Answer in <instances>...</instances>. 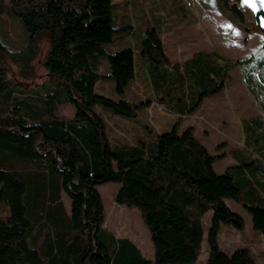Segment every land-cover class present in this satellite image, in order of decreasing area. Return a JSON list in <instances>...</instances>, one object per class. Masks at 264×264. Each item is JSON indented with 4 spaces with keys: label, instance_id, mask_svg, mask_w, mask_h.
Instances as JSON below:
<instances>
[{
    "label": "trees",
    "instance_id": "obj_1",
    "mask_svg": "<svg viewBox=\"0 0 264 264\" xmlns=\"http://www.w3.org/2000/svg\"><path fill=\"white\" fill-rule=\"evenodd\" d=\"M119 7L113 0H0V16H19L31 41L17 53L0 41V264H195L204 238L202 216L209 210L207 264H258L246 246L223 250L218 233L222 223L244 226L226 203L231 199L241 203L252 229L264 238V162L255 203L256 187L244 175L235 180L228 170L217 173L216 157L191 125L174 123L143 136L135 119L151 102L96 92L100 80L118 87L124 70L121 56L128 50L115 37L132 26H117ZM255 19L264 30V7ZM159 27L144 28L134 49L146 59L154 100L168 113L189 115L222 90L234 63L219 61L212 51L170 60ZM42 34L50 43L44 59L49 80L30 89L11 83L6 57L32 60ZM104 61L109 64L100 67ZM253 67L242 74L245 82H252ZM249 88L254 94L253 83ZM64 103L74 107L70 118L55 114ZM97 108L131 122L132 138L113 140ZM261 121L243 120L245 145L258 143ZM144 127L153 131L150 123ZM236 163L238 170L248 166L244 156ZM241 181L249 185L244 194ZM109 182L118 184L115 202L138 210L150 234L151 257L103 225L98 186Z\"/></svg>",
    "mask_w": 264,
    "mask_h": 264
},
{
    "label": "rangeland",
    "instance_id": "obj_2",
    "mask_svg": "<svg viewBox=\"0 0 264 264\" xmlns=\"http://www.w3.org/2000/svg\"><path fill=\"white\" fill-rule=\"evenodd\" d=\"M119 7L114 12L117 26L130 23L132 30H121L115 37L118 45L127 48L121 56L124 70L119 78L118 87L112 81H98L96 92L106 94L116 100L133 98L147 99L150 106L135 119L136 126H141L140 134L154 136L157 131L170 129L174 123L179 128L191 125L194 133L205 148L216 157L214 169L217 173L229 171L235 180L244 175L256 187L253 201L259 202L257 193L260 188L257 181L262 178L264 162V30L255 19L257 9L263 8L261 0H251L255 10L244 0H113ZM9 4L11 0H4ZM159 25L161 40L165 50L173 61H181L199 53L215 52L220 55L219 61L234 63L224 78V87L219 92L206 98L199 108L185 116L166 112L153 98L150 82L146 73V59L134 48L139 34L147 26ZM119 34V35H118ZM0 41L9 53L22 52L31 44L30 35L19 16L2 14L0 16ZM35 50L32 60L14 61L6 57V73L11 83L25 85L26 89L39 85L49 77L44 67V59L49 50V39L45 34L34 42ZM109 46V44H108ZM122 46V47H123ZM240 58H245L236 62ZM15 62H19L18 66ZM104 64V65H103ZM104 61L100 67H106ZM253 67L254 77L251 83L255 93L251 91L250 80L244 81V71ZM22 74L33 76L23 77ZM245 76V74H244ZM113 85V86H112ZM116 86V88L114 87ZM251 87V86H250ZM114 91V92H113ZM113 92V93H112ZM262 93V94H261ZM138 97V98H137ZM98 109V108H97ZM107 124L108 134L113 140H129L131 122L119 120L117 114L98 109ZM104 112H107L104 116ZM74 107L69 103L60 104L55 112L58 116L70 118L74 115ZM118 117H116V116ZM258 116V117H257ZM250 118L259 132L258 143L245 145L243 120ZM252 122V121H251ZM153 131L147 132V124ZM253 123V122H252ZM133 124V123H132ZM141 135V136H142ZM244 156L248 166L236 169V157ZM254 162L251 164L249 162ZM255 165L258 169H255ZM245 193L249 185L241 181ZM118 184L109 182L98 186L103 199L105 220L103 225L117 236L130 238L145 257L153 254V246L147 227L141 220L137 209L115 202ZM63 200L68 205L67 196ZM228 206L239 213L244 226L241 229L220 224L218 243L227 253L246 246L258 264H264V238L252 229L250 214L240 202L227 199ZM0 204H3L0 201ZM211 210L202 216L204 238L195 264H207L208 244L207 231L210 225Z\"/></svg>",
    "mask_w": 264,
    "mask_h": 264
},
{
    "label": "snow or ice",
    "instance_id": "obj_3",
    "mask_svg": "<svg viewBox=\"0 0 264 264\" xmlns=\"http://www.w3.org/2000/svg\"><path fill=\"white\" fill-rule=\"evenodd\" d=\"M245 3H248L255 10V4L251 3V0H244ZM261 6L264 7V0H261Z\"/></svg>",
    "mask_w": 264,
    "mask_h": 264
},
{
    "label": "crops",
    "instance_id": "obj_4",
    "mask_svg": "<svg viewBox=\"0 0 264 264\" xmlns=\"http://www.w3.org/2000/svg\"><path fill=\"white\" fill-rule=\"evenodd\" d=\"M172 126H173V125H172ZM172 126H171V127H172ZM67 206H68V205H67ZM152 255H153V254H152ZM152 255H151V256H152ZM151 256H149V257H151Z\"/></svg>",
    "mask_w": 264,
    "mask_h": 264
}]
</instances>
